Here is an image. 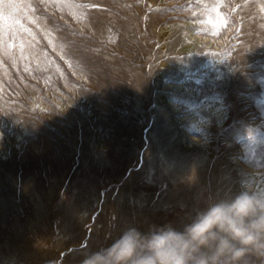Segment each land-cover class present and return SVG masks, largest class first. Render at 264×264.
I'll return each mask as SVG.
<instances>
[{
	"label": "rangeland",
	"instance_id": "rangeland-1",
	"mask_svg": "<svg viewBox=\"0 0 264 264\" xmlns=\"http://www.w3.org/2000/svg\"><path fill=\"white\" fill-rule=\"evenodd\" d=\"M5 2L11 6L0 5V264H80L129 228L142 234L160 228L155 211L114 212L122 194L113 199L108 195L113 188L125 185L136 194H152V201L144 200L152 206L182 170L191 182L197 170L217 166V183L207 184L203 201L179 217L192 221L209 206L245 193L221 155L235 154L244 166L264 173V0ZM216 11L227 21L217 32L211 22ZM180 20H201L195 31L218 37L220 48L198 42L180 49L186 29ZM166 29L170 37L162 40L159 33ZM81 44L87 59L81 58ZM224 53L221 74L215 65L204 66L207 56ZM139 69L150 84L144 99L133 93ZM171 75L192 83L196 92L219 97L228 109V122L220 128L214 121L216 129L208 133L211 156L184 152L170 109L157 101L162 81ZM126 114L129 121L121 117ZM124 127L133 128L127 134L132 147L143 140L140 154L152 160L144 170L160 180V187L126 180L141 163L113 184L109 163H93L100 138L120 139L117 131ZM223 138L230 141L221 151ZM23 163L35 174L20 178L16 170ZM243 260L264 264L251 252Z\"/></svg>",
	"mask_w": 264,
	"mask_h": 264
},
{
	"label": "bare ground",
	"instance_id": "bare-ground-1",
	"mask_svg": "<svg viewBox=\"0 0 264 264\" xmlns=\"http://www.w3.org/2000/svg\"><path fill=\"white\" fill-rule=\"evenodd\" d=\"M105 17L106 16H104V19ZM179 22L180 24H182L183 29L186 28L183 30L185 39L183 42L180 43L179 46L181 47L180 49H182L183 51L190 50V48H193L195 44H198V42L201 43L202 47H209L212 43L215 44L214 49L220 48L219 47L220 40L218 37L210 36L208 34L200 35L198 32L195 31V29L200 26L199 23L201 22V20H196V21L180 20ZM197 22L199 23L197 24ZM211 22L213 26V31L215 32L219 31V28L221 26H218L217 14H215V16H212ZM95 32L99 33V31L97 30H95ZM159 34L162 40L169 39L170 37V31L167 29L164 31H160ZM99 36L101 35L99 34ZM93 45H96V42L93 39H91L88 46L92 47ZM80 52H81L82 60L84 59V57L85 59H87L86 49L85 46L82 44L80 47ZM130 56L133 57V54H130ZM89 57L90 59H92L93 64L94 63L96 64L97 61L99 60V58L95 54L89 55ZM224 57H226V53H224L222 56L220 55L207 56L205 58L204 66L210 67L215 65V67H218V74H221L220 72L221 68L219 67V65L224 62L223 59ZM160 65H161L160 67H162L163 69L167 68L166 62H161ZM99 70L102 72L101 69ZM139 71L140 72L138 73V76L136 77L134 82V87L137 88L136 91L133 90V93L136 96L144 99L147 96V91L150 88V84L148 78L144 74V71L142 69H139ZM119 73L121 76L127 77L126 73L121 69L119 70ZM157 75L162 76L163 74L157 73ZM197 77L196 80L200 82L201 79H197ZM195 86L197 87V85ZM161 88H163L161 89L162 93L158 95L157 101L161 106L170 109L172 120L174 123H176V125L178 126V130L180 132L181 142H182V146L184 147V152L188 150L191 151L192 154L201 153L203 157L206 155L211 156L213 152V148H212L211 138L209 137L208 133L211 129H216V125H214V121H216V124L220 126V128H222L228 122V109L226 108V105L223 103V100L220 99L219 97L210 95L207 91L198 90V88L196 92L194 91V86H192V83L190 82L187 84L183 83V81L176 79V77L173 75L165 78L162 81ZM128 100L130 99L128 98ZM237 115L240 116L241 114L239 115L237 113ZM143 116H146V114H144ZM121 117L124 118V120L126 119L125 121H129V118L131 119V117L128 114H126L125 116L122 115ZM140 125L142 126L143 123H141ZM126 127L119 129L120 132L119 130L117 131L119 133L118 136H120V139L113 140L114 139L113 138L112 140H107L100 138V143L97 144L98 146H95V153L92 159L93 163L97 167L100 166L101 164H104L106 161L107 163H109V166H111L113 172V173L111 172L112 175L110 174L111 176L109 178L112 184L114 182L118 183L120 180L124 179V176L126 175L129 169L133 170V168H135L141 163L140 169L135 170L133 173H131L126 178V180H128L130 183H133L136 186H145V188L156 189L157 187H160L161 185V183L159 182L160 180L158 181V178H156V176L153 175V173H151L150 171L144 170L145 165L150 166L152 164L147 162H151L152 160L151 158L148 160H144V156L146 154L145 152L143 157L141 156L142 154H140V149L143 140L137 139L138 141L137 146L135 148L132 147L131 145L132 135L131 138H129L127 137V134L128 133L130 134L133 128L128 130V128ZM137 128L139 129L140 126L138 127L137 125ZM227 141H230V139L229 138L222 139L220 146L222 147V149L220 148L221 151L227 149L225 144V142ZM219 160L222 163L224 162V160L227 161L229 163V167L233 168L234 177L237 178L238 181L237 184L239 186L240 185L242 186V190H244L245 193L257 198L264 197L263 170H256L251 167L244 166L242 163H240V161L238 160V156L235 154H230L228 157H224L223 155H221L219 157ZM207 167L208 166H205V168ZM16 171H19V174L20 173L22 174L20 178L22 176H24L23 178L31 177L32 174H35L32 166L30 167L26 166L24 163L21 164V167L18 165ZM220 171H221L220 168L217 166H213V167L211 166L209 170H205L204 172L197 170L196 173L194 174V178L192 177L191 182H188L186 180L187 172L185 170H182L179 174V177L176 180H172L169 183L168 189L165 192V194L157 198L155 204L152 205L153 207L148 205L144 201L145 199H149L150 201H152L153 200L152 194H146V193L142 195L136 194L138 191L136 192L135 189V193L132 192L131 190H129L130 186L128 189V187H125L124 185L120 189V191L113 190L114 189L113 188L112 189L113 191L111 190L108 193V195H110L114 199L116 195H119L120 193L122 194L121 199L120 200L115 199V203L114 205H112L114 212L115 211L128 212L133 209H138L143 213L155 211V213H157V215L159 216L158 220L160 227L170 226L178 231L180 229H184V227L191 222V221L183 220L182 217L181 219H179V217L190 215L193 212L192 206L196 202H199L200 204L201 201H203V199L201 198L202 196L201 194L204 193L203 191L206 188L207 184H211L213 186L217 183V181L219 180ZM25 187L26 184L25 182H23L21 184V188L23 191L25 190ZM16 191L18 192L17 189ZM141 192H143L142 189Z\"/></svg>",
	"mask_w": 264,
	"mask_h": 264
},
{
	"label": "clouds",
	"instance_id": "clouds-1",
	"mask_svg": "<svg viewBox=\"0 0 264 264\" xmlns=\"http://www.w3.org/2000/svg\"><path fill=\"white\" fill-rule=\"evenodd\" d=\"M250 252L264 259V197L240 193L199 212L182 231L129 228L80 264H248Z\"/></svg>",
	"mask_w": 264,
	"mask_h": 264
},
{
	"label": "snow or ice",
	"instance_id": "snow-or-ice-1",
	"mask_svg": "<svg viewBox=\"0 0 264 264\" xmlns=\"http://www.w3.org/2000/svg\"><path fill=\"white\" fill-rule=\"evenodd\" d=\"M0 5H2L4 8H8L11 6V4L6 3L5 0H0ZM0 19H3V17L0 16ZM217 20H218V26H223L226 25L227 23L226 19L223 16H221L219 12H217Z\"/></svg>",
	"mask_w": 264,
	"mask_h": 264
}]
</instances>
